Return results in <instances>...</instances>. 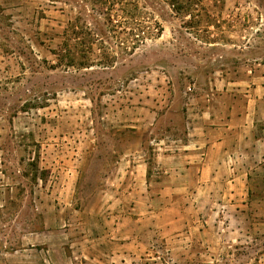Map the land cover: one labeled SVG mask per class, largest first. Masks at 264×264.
I'll list each match as a JSON object with an SVG mask.
<instances>
[{"label":"crops","instance_id":"crops-1","mask_svg":"<svg viewBox=\"0 0 264 264\" xmlns=\"http://www.w3.org/2000/svg\"><path fill=\"white\" fill-rule=\"evenodd\" d=\"M188 1L210 23L198 36L206 73L180 95L174 86L164 112L151 98L134 112L132 146L106 177L104 222L76 218L87 210L72 208L65 175L50 193L63 206L19 242L4 233L0 264H264V0Z\"/></svg>","mask_w":264,"mask_h":264},{"label":"rangeland","instance_id":"rangeland-1","mask_svg":"<svg viewBox=\"0 0 264 264\" xmlns=\"http://www.w3.org/2000/svg\"><path fill=\"white\" fill-rule=\"evenodd\" d=\"M197 10L188 0H0V238L19 242L26 224L51 217L64 203L50 193L70 174L72 208L87 210L76 218L104 222L106 177L132 146L134 112L150 98L164 112L174 86L180 95L206 73L198 36L210 23Z\"/></svg>","mask_w":264,"mask_h":264}]
</instances>
